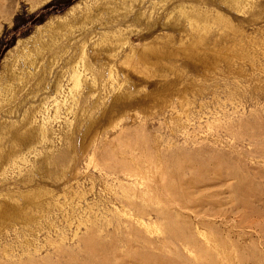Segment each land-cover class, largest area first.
<instances>
[{
	"label": "rangeland",
	"instance_id": "374dc122",
	"mask_svg": "<svg viewBox=\"0 0 264 264\" xmlns=\"http://www.w3.org/2000/svg\"><path fill=\"white\" fill-rule=\"evenodd\" d=\"M180 4L0 0V264H264V0Z\"/></svg>",
	"mask_w": 264,
	"mask_h": 264
},
{
	"label": "bare ground",
	"instance_id": "6f19581e",
	"mask_svg": "<svg viewBox=\"0 0 264 264\" xmlns=\"http://www.w3.org/2000/svg\"><path fill=\"white\" fill-rule=\"evenodd\" d=\"M181 1L180 8L183 7V2H186L187 0H179ZM182 5V6H181ZM185 9V8H184Z\"/></svg>",
	"mask_w": 264,
	"mask_h": 264
}]
</instances>
